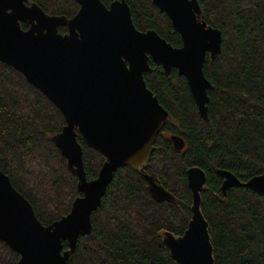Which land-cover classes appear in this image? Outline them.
<instances>
[{
	"label": "trees",
	"instance_id": "obj_1",
	"mask_svg": "<svg viewBox=\"0 0 264 264\" xmlns=\"http://www.w3.org/2000/svg\"><path fill=\"white\" fill-rule=\"evenodd\" d=\"M47 13L77 14V0H32ZM109 5L114 0H103ZM135 26L155 29L174 46L182 45L171 19L153 0H126ZM202 18L222 32L221 51L207 54L204 71L209 90L208 119L198 110L186 78L173 68L169 75L151 62L147 86L171 118L158 134L149 162L141 170L120 167L92 213V233L80 236L68 264H179L164 233L181 236L192 218L193 195L187 170L207 174L201 209L209 223L215 264H264V194L244 186L224 192L218 170L241 181L264 174V0H199ZM23 28L28 25L22 23ZM67 32V28H59ZM66 124L61 110L26 76L0 60V168L32 203L45 225L71 210L78 177L54 142ZM172 135L184 138L177 150ZM83 146L89 179L96 178L105 158ZM147 176L169 191L158 201ZM64 249L68 243L63 242ZM20 254L0 240V264H17Z\"/></svg>",
	"mask_w": 264,
	"mask_h": 264
},
{
	"label": "water",
	"instance_id": "obj_2",
	"mask_svg": "<svg viewBox=\"0 0 264 264\" xmlns=\"http://www.w3.org/2000/svg\"><path fill=\"white\" fill-rule=\"evenodd\" d=\"M77 1L80 9L69 18L49 14L32 0H0V60L21 71L63 113L66 124L53 139L78 177L81 193L68 214L45 225L0 168V240L20 254L17 264H68L79 237L92 233V213L114 173L126 165L141 170L149 162L158 134L171 118L147 86L144 75L152 71L151 60L166 75L176 68L186 78L200 115L209 117L214 85L204 64L207 54L214 58L221 51L222 32L202 18L199 0H153L180 34L179 47L155 29H138L126 0L109 5L103 0ZM62 26L68 31L61 32ZM78 133L105 158L96 178L87 176ZM171 139L177 150L185 148L182 136ZM218 173L224 178V192L244 186L264 194V174L244 182L230 171ZM147 179L155 199H172L152 177ZM187 179L192 218L183 235L166 231L164 240L179 264H215L209 223L201 209L207 174L192 166Z\"/></svg>",
	"mask_w": 264,
	"mask_h": 264
},
{
	"label": "flooded vegetation",
	"instance_id": "obj_3",
	"mask_svg": "<svg viewBox=\"0 0 264 264\" xmlns=\"http://www.w3.org/2000/svg\"><path fill=\"white\" fill-rule=\"evenodd\" d=\"M78 2V1H77ZM80 9V8H79ZM75 16V15H74ZM65 27V26H64ZM67 28V27H66ZM67 31H68V29H67ZM151 62H153L152 60L150 61V64H151ZM153 63H155V62H153ZM156 64V63H155ZM146 73V72H145ZM144 77H145V75H144Z\"/></svg>",
	"mask_w": 264,
	"mask_h": 264
}]
</instances>
